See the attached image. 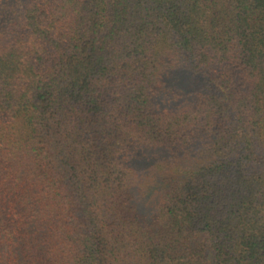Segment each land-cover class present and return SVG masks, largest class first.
<instances>
[{"label":"trees","instance_id":"obj_1","mask_svg":"<svg viewBox=\"0 0 264 264\" xmlns=\"http://www.w3.org/2000/svg\"><path fill=\"white\" fill-rule=\"evenodd\" d=\"M0 264H264V0H0Z\"/></svg>","mask_w":264,"mask_h":264}]
</instances>
